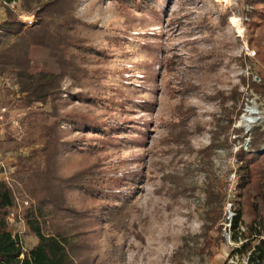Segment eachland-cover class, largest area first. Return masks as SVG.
<instances>
[{
	"label": "rangeland",
	"instance_id": "374dc122",
	"mask_svg": "<svg viewBox=\"0 0 264 264\" xmlns=\"http://www.w3.org/2000/svg\"><path fill=\"white\" fill-rule=\"evenodd\" d=\"M244 1L156 0L152 8L143 10L137 5L122 7L113 0H80L73 10L74 16L94 27L80 25L78 32L106 54H102L100 62L87 66H100L98 86L77 87L65 75L68 66L58 61L61 49L26 47L34 70L53 71L66 77L51 113L49 103L26 107L12 94L11 81H0V107L7 109L0 118V180L11 189L14 205L6 219L11 231L19 234L24 250L36 242L27 231L23 215L34 203L28 188L30 173L37 165H44L46 127L56 119V135L59 144H64L83 135L82 130H76L64 118L81 113L101 122L117 116L119 124L125 121L129 127L122 132L131 136L129 139L114 140L110 135L100 138L105 139L99 146L104 147L100 151L107 171L119 176L123 172H146L134 200L139 209L135 215L139 236H128L120 256L108 254L110 245L104 239L105 229L95 225L91 216L81 225L80 231L96 249V262L235 264L234 255L238 256V263L246 256L231 253L240 242H234L229 231L233 216L230 201L234 199L236 171L241 163L237 153L240 149L250 151L253 129H264V99L251 86L252 81H260L258 71L264 70V41L262 61L256 49L248 45L249 29L244 23L248 7ZM11 8L25 27L35 23V15L24 11L22 0ZM4 15L0 8V21ZM208 50L213 51L214 70L206 65L210 60L205 58ZM166 59H173L170 66H165ZM184 81L193 87H183ZM235 88L241 93L237 106L231 110L230 101L224 109L216 93L222 91L228 96ZM186 89L185 104L193 108L186 115L194 135L189 145L183 146L174 140L173 133L179 135L180 131L173 128L172 105L164 102L169 98L178 101L177 94H182L178 92ZM90 91L100 100L98 105L75 96ZM145 104H150L152 110L145 108ZM249 109L255 112L250 114ZM227 115L232 124L224 131ZM262 151L264 146L258 152ZM63 154L61 161H66ZM256 180L254 176L252 185ZM208 183H214L215 190L224 194L220 218L216 213H207ZM175 188L188 191L171 198V189L174 192ZM66 195L68 204L76 210L95 211L99 205L84 197L79 189ZM242 204L245 222L257 214L264 225V196H258L256 189L250 190ZM179 249L187 251L188 257H175Z\"/></svg>",
	"mask_w": 264,
	"mask_h": 264
},
{
	"label": "trees",
	"instance_id": "16d2710c",
	"mask_svg": "<svg viewBox=\"0 0 264 264\" xmlns=\"http://www.w3.org/2000/svg\"><path fill=\"white\" fill-rule=\"evenodd\" d=\"M5 1L17 3V0ZM113 1H117L122 7L131 8L137 5L145 10L152 8L156 0ZM79 2L80 0H22L24 11L32 12L36 17L35 23L27 27L21 23L11 7L0 3L5 12L4 18L0 21V81L10 80L12 94L26 107L35 103H49L50 113L54 111V104L59 99L62 92L61 84L66 76L77 87L98 86L102 76L100 66L94 67L95 69H88L87 66L91 62H100L102 54H106L90 44L89 37L78 32L80 25L94 27L92 24H84L74 16L73 10ZM244 2L248 7L244 21L246 28L249 29L248 45L255 48L257 57L262 59L264 0ZM27 46L61 49L58 61L68 66L66 76L48 70H34ZM205 58L210 59L206 64L207 68L214 70L216 64L213 60V51L208 50ZM172 60L166 59L165 66H170ZM258 73L260 81L258 83L252 81L251 86L264 99V70ZM186 85H189V88L193 87L190 82L184 81L183 87ZM186 91L187 89L178 92L182 93L177 94L178 101L169 98L167 103L164 102L172 105L173 128H179L180 131L179 135L173 133L174 140L183 146L189 145L190 138L194 135V131L188 126L190 118L188 119L186 113H192L193 108L185 104L184 99L188 94ZM94 94L90 91L75 96L98 105L100 100ZM240 96L241 93L236 88L234 93L228 96L222 91L216 93V98L221 99L224 109L231 101V110L237 106ZM145 108L152 110L150 104H145ZM71 115L64 120L72 124L76 130H82L83 135L71 138L60 145L61 141L55 130L58 123L54 119L56 123L53 121V125L46 127L45 130L43 148L45 155L42 159L44 165H37L28 178L29 194L34 203L26 208L23 220L27 231L35 237L36 242L26 250L19 234L13 233L8 226L6 216L8 210L13 207L14 200L11 189L0 180V264H100L96 262V249L87 242L85 234L80 231L81 225L89 216L95 225L104 227V239L110 245L108 254L113 252L120 256L128 236L130 234L139 236L135 222V215L139 209L134 200L136 189L146 172L137 171L133 174L123 172L119 176L107 171L106 167H103L100 151L104 147L99 146L105 140L100 138L109 135L114 140L119 137L131 138L122 133L129 127H126L125 121L119 124L117 116H111L110 120L106 119L108 122H101L97 117L91 119L81 113ZM230 115H227L228 124L224 131H228L232 124L229 120ZM114 121L116 123H113ZM198 130L197 126L196 131ZM84 134L97 137H85ZM250 136L248 147L250 151L240 149L237 153V161L241 163L236 171L234 199L230 201L233 216L229 221V231L232 240L240 244L233 248L231 253L246 255L248 264H264V225L257 214L249 222L243 219V197L253 189H256L258 196H264V151L258 152L264 146V129L255 128ZM61 153H64L62 159L66 161H61ZM207 171L205 169L204 172L208 177ZM254 176H257V180L252 185ZM214 186V183L207 184L205 203L208 207L207 213H216L220 218L225 206V197L223 193L216 191ZM75 189L81 190L84 197L99 202L95 211L76 210L68 204L66 193ZM177 190L175 188L172 192L171 189V198L178 194H186L188 191ZM103 201L105 203H101ZM239 238L242 240L239 241ZM174 254L175 257L180 254L183 258L189 255L187 251L181 249Z\"/></svg>",
	"mask_w": 264,
	"mask_h": 264
},
{
	"label": "built area",
	"instance_id": "2783aa9c",
	"mask_svg": "<svg viewBox=\"0 0 264 264\" xmlns=\"http://www.w3.org/2000/svg\"><path fill=\"white\" fill-rule=\"evenodd\" d=\"M0 3H1V5H7L9 7L14 6V3H9L5 0H0ZM1 5H0V8L2 9ZM6 111H7V109L5 107H0V118L4 117V114L6 113ZM234 259H235V262L238 263L239 258L237 255H234ZM238 264H248V257L247 256L242 257Z\"/></svg>",
	"mask_w": 264,
	"mask_h": 264
},
{
	"label": "bare ground",
	"instance_id": "6f19581e",
	"mask_svg": "<svg viewBox=\"0 0 264 264\" xmlns=\"http://www.w3.org/2000/svg\"><path fill=\"white\" fill-rule=\"evenodd\" d=\"M248 112H249L250 114H253L255 111L249 109ZM250 118H251V117H250ZM250 118H246V120H247V121H250Z\"/></svg>",
	"mask_w": 264,
	"mask_h": 264
}]
</instances>
